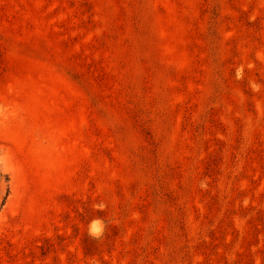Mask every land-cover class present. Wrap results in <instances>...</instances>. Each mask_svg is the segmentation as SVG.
Here are the masks:
<instances>
[{
    "label": "rangeland",
    "instance_id": "rangeland-1",
    "mask_svg": "<svg viewBox=\"0 0 264 264\" xmlns=\"http://www.w3.org/2000/svg\"><path fill=\"white\" fill-rule=\"evenodd\" d=\"M0 264H264V0H0Z\"/></svg>",
    "mask_w": 264,
    "mask_h": 264
},
{
    "label": "clouds",
    "instance_id": "clouds-1",
    "mask_svg": "<svg viewBox=\"0 0 264 264\" xmlns=\"http://www.w3.org/2000/svg\"><path fill=\"white\" fill-rule=\"evenodd\" d=\"M92 231H93V233H96L98 231V229L95 226H93Z\"/></svg>",
    "mask_w": 264,
    "mask_h": 264
}]
</instances>
